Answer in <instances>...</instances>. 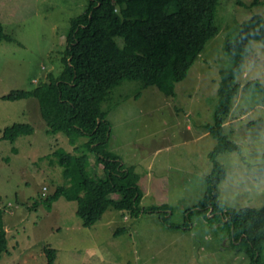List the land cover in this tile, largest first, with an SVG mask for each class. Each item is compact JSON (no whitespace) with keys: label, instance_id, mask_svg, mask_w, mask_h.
I'll use <instances>...</instances> for the list:
<instances>
[{"label":"rangeland","instance_id":"1","mask_svg":"<svg viewBox=\"0 0 264 264\" xmlns=\"http://www.w3.org/2000/svg\"><path fill=\"white\" fill-rule=\"evenodd\" d=\"M253 1H219L220 32L207 42L188 76L176 83L175 96L125 81L103 102L111 123L108 149L135 167L143 207L138 216L110 208L88 228L76 201L60 197L49 204L46 199L73 183L55 151L75 154V146L64 133H49L36 98L3 99L62 73L72 22L88 2L0 0V21L12 38L0 42V211L9 244L0 264H47L44 246L57 250L55 264H252L247 247L233 243L220 218L196 213L187 220L186 211L204 196L212 170L209 156L217 141L206 125L213 123L219 104L221 71L231 66L225 40L235 38L242 20L264 14L263 7L250 6ZM116 40L124 45L122 37ZM250 81L264 85V45L259 42L252 44L237 77L242 87L224 127L242 150L218 156L227 171L220 200L236 210L264 205V170L259 167L264 162V92L246 87ZM15 123H30L35 131L11 143L2 137ZM95 160L92 156L91 174ZM165 206L169 222L183 228L170 229L151 213L150 208Z\"/></svg>","mask_w":264,"mask_h":264},{"label":"trees","instance_id":"2","mask_svg":"<svg viewBox=\"0 0 264 264\" xmlns=\"http://www.w3.org/2000/svg\"><path fill=\"white\" fill-rule=\"evenodd\" d=\"M219 1L87 0L86 11L72 22L62 73L49 74L48 80L34 90L13 91L3 97L9 101L36 98L49 133L62 132L75 146V154L63 149L55 151L64 175H71L73 183L58 187L46 198L49 204L60 197L76 201L77 214L88 228L102 220L110 208L136 216L141 213L143 194L138 186L139 175L134 166H126L108 149L111 123L102 104L125 81L139 82L143 88L155 86L167 96H175L176 83L188 76L207 42L220 32L221 27L216 23ZM250 4L264 8V0ZM116 37L124 39L123 46ZM3 40L12 38L0 21V42ZM254 42L264 45V14L261 13L242 20L235 38L228 36L225 40L224 51L231 66L221 71L219 104L213 123L206 125L217 141L209 156L212 170L206 177L204 196L186 213L187 220L196 213L206 219L208 215L220 218L228 226L233 243L247 247L252 264H264V205L240 210L228 208L221 202L219 191L227 171L218 156L242 150L224 134V127L242 87L237 77ZM250 86L264 92V85L257 81L247 83L246 87ZM34 131L30 123H15L5 129L2 138L14 143ZM92 156L96 158L93 174L89 171ZM259 167L264 170V162ZM114 194L120 198H112ZM167 209V206L164 210L150 208L170 229L183 228L169 222ZM44 252L47 264H55L57 250L44 246ZM4 253H9V244L3 211H0V259Z\"/></svg>","mask_w":264,"mask_h":264},{"label":"bare ground","instance_id":"3","mask_svg":"<svg viewBox=\"0 0 264 264\" xmlns=\"http://www.w3.org/2000/svg\"><path fill=\"white\" fill-rule=\"evenodd\" d=\"M143 207V206H142Z\"/></svg>","mask_w":264,"mask_h":264},{"label":"built area","instance_id":"4","mask_svg":"<svg viewBox=\"0 0 264 264\" xmlns=\"http://www.w3.org/2000/svg\"><path fill=\"white\" fill-rule=\"evenodd\" d=\"M46 189V188H45Z\"/></svg>","mask_w":264,"mask_h":264}]
</instances>
